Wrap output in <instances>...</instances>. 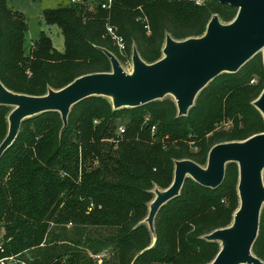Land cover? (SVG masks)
<instances>
[{
    "label": "trees",
    "instance_id": "obj_1",
    "mask_svg": "<svg viewBox=\"0 0 264 264\" xmlns=\"http://www.w3.org/2000/svg\"><path fill=\"white\" fill-rule=\"evenodd\" d=\"M104 1L93 0V9L83 0L45 10L64 35L61 52L45 32L27 50L25 16L0 0V81L15 92L45 95L84 74L110 72L103 48L128 64L136 47L153 63L168 34L202 36L215 14L228 23L238 12L216 0H113L108 9ZM107 25L124 37V52ZM263 90L259 52L238 72L215 77L186 116H178L171 96L120 109L90 96L72 107L64 130L58 111L25 119L0 159V264L211 263L221 245L205 236L230 226L239 208L238 164H227L217 188L187 178L181 194L159 210L154 235L144 221L153 190L172 184L176 160L205 166L216 144L264 132L253 104ZM11 110L0 105V144ZM121 125L125 133L118 135ZM253 253L264 261V207Z\"/></svg>",
    "mask_w": 264,
    "mask_h": 264
},
{
    "label": "water",
    "instance_id": "obj_2",
    "mask_svg": "<svg viewBox=\"0 0 264 264\" xmlns=\"http://www.w3.org/2000/svg\"><path fill=\"white\" fill-rule=\"evenodd\" d=\"M216 1L237 7L236 17L224 23L215 14L202 36L177 40L168 34L163 55L156 62L147 63L134 47L132 70L126 71L115 53L103 48L111 62L110 72L84 74L61 89L49 88L45 95L15 92L0 81V105L12 107L8 133L0 144V159L15 142L22 122L35 115L58 111L64 130L72 107L90 96L109 98L114 109L138 107L171 96L178 116H186L198 94L215 77L238 72L259 52L264 63V0ZM253 104L264 116V90ZM230 162L239 167V208L230 226L205 236L221 245L209 264H264L253 253L264 207V132L245 140L216 144L209 151L205 166L191 159L176 160L172 184L166 189L153 190L155 196L144 221L154 235L159 210L181 194L187 178L205 187L217 188L223 183Z\"/></svg>",
    "mask_w": 264,
    "mask_h": 264
},
{
    "label": "rangeland",
    "instance_id": "obj_3",
    "mask_svg": "<svg viewBox=\"0 0 264 264\" xmlns=\"http://www.w3.org/2000/svg\"><path fill=\"white\" fill-rule=\"evenodd\" d=\"M205 0L201 4H205ZM8 5L15 11L23 13L28 23V32L26 35V48L29 50L33 43L39 38L42 32H45L52 40L54 47L63 52L65 50V38L60 27L56 24H50L44 17V12L50 8H58L63 5H68L71 0H7ZM89 8L93 9L95 2L89 0ZM126 71L132 70L131 63L122 64ZM258 78H255L251 83H257ZM223 124V123H222ZM231 121H227L223 125L227 127ZM155 196V194H154ZM4 233L0 235L2 238Z\"/></svg>",
    "mask_w": 264,
    "mask_h": 264
},
{
    "label": "built area",
    "instance_id": "obj_4",
    "mask_svg": "<svg viewBox=\"0 0 264 264\" xmlns=\"http://www.w3.org/2000/svg\"><path fill=\"white\" fill-rule=\"evenodd\" d=\"M113 0H105L102 4V7L105 9H108L111 7ZM197 4L202 5V1L204 0H194ZM72 3H80L83 2V0H71ZM107 32L110 35L114 45L117 46L118 50L120 52H124L126 50V42L124 37L117 32V29L111 25H107ZM131 63V61L129 62ZM99 122V121H96ZM125 133V127L123 125L119 126L117 134L122 135ZM6 259V258H5ZM9 260L13 259V257L7 258Z\"/></svg>",
    "mask_w": 264,
    "mask_h": 264
}]
</instances>
